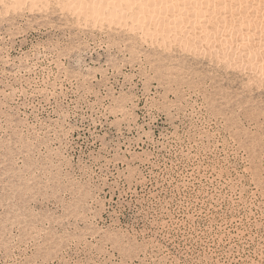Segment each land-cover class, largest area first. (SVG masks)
<instances>
[{"label":"rangeland","instance_id":"obj_1","mask_svg":"<svg viewBox=\"0 0 264 264\" xmlns=\"http://www.w3.org/2000/svg\"><path fill=\"white\" fill-rule=\"evenodd\" d=\"M23 1L0 0V264H264V81Z\"/></svg>","mask_w":264,"mask_h":264},{"label":"bare ground","instance_id":"obj_2","mask_svg":"<svg viewBox=\"0 0 264 264\" xmlns=\"http://www.w3.org/2000/svg\"><path fill=\"white\" fill-rule=\"evenodd\" d=\"M56 1L63 5L58 9L65 8L66 13L87 23L127 28L166 51L196 52L264 81V0ZM17 2L22 0H12Z\"/></svg>","mask_w":264,"mask_h":264}]
</instances>
